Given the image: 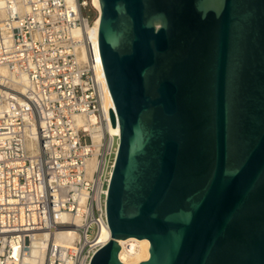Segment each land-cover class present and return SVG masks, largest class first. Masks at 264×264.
I'll list each match as a JSON object with an SVG mask.
<instances>
[{
    "label": "water",
    "instance_id": "1",
    "mask_svg": "<svg viewBox=\"0 0 264 264\" xmlns=\"http://www.w3.org/2000/svg\"><path fill=\"white\" fill-rule=\"evenodd\" d=\"M120 144L91 264H264V0H94Z\"/></svg>",
    "mask_w": 264,
    "mask_h": 264
},
{
    "label": "built area",
    "instance_id": "2",
    "mask_svg": "<svg viewBox=\"0 0 264 264\" xmlns=\"http://www.w3.org/2000/svg\"><path fill=\"white\" fill-rule=\"evenodd\" d=\"M97 15L91 0H0V264H29L36 240L31 264H91L104 246L120 134L80 57Z\"/></svg>",
    "mask_w": 264,
    "mask_h": 264
},
{
    "label": "bare ground",
    "instance_id": "3",
    "mask_svg": "<svg viewBox=\"0 0 264 264\" xmlns=\"http://www.w3.org/2000/svg\"><path fill=\"white\" fill-rule=\"evenodd\" d=\"M91 6L98 12V15L95 19L94 26L92 28H89L87 32H82L85 36L88 37L89 43L86 50H82L80 53L81 58H86V52L87 55L89 54L90 59L93 60V62L98 65L99 71L101 73V79L104 84V109L106 112H109L110 109H115V104L107 83V79L104 72V67L100 55V48H99V30H100V21H101V11L100 9L95 5L94 0H91ZM80 33V30L78 31ZM79 124H83L84 119L82 117L79 118ZM111 130H114L117 134H120V127L117 124V126H112ZM91 165H95V160L91 161ZM112 238L111 230L110 228L104 230L102 232V235L100 237V241L103 245L108 243ZM75 239V234L70 229H64L61 230L57 235V240L61 241L62 243H71ZM121 245V252L119 254L120 260L123 263L126 264H139L143 261H147L150 258V241L148 239H137V238H128L125 240L119 241ZM42 245L39 240H36L32 246L30 255L27 259V263H35L39 260V258L42 256Z\"/></svg>",
    "mask_w": 264,
    "mask_h": 264
},
{
    "label": "rangeland",
    "instance_id": "4",
    "mask_svg": "<svg viewBox=\"0 0 264 264\" xmlns=\"http://www.w3.org/2000/svg\"><path fill=\"white\" fill-rule=\"evenodd\" d=\"M84 14L87 16H90L91 18H93L94 16H95V12L92 10V9H90V10H85L84 11Z\"/></svg>",
    "mask_w": 264,
    "mask_h": 264
}]
</instances>
